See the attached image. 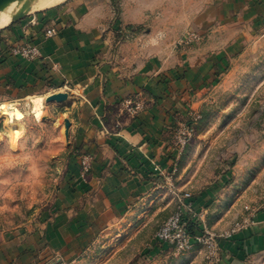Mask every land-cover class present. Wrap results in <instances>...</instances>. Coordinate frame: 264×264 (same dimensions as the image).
<instances>
[{"label": "crops", "instance_id": "crops-1", "mask_svg": "<svg viewBox=\"0 0 264 264\" xmlns=\"http://www.w3.org/2000/svg\"><path fill=\"white\" fill-rule=\"evenodd\" d=\"M191 4L197 9L184 39L170 44L167 53L156 54L148 41L133 38V25L150 19L155 9L162 6L163 19L188 18ZM36 10L0 32V99L67 93L51 107L70 122L68 154L51 206L37 222L3 237L0 264H43L75 252L82 236L106 233L122 221L129 227L142 220L138 231L153 220L165 221L174 202L154 166L174 168L171 129L199 109L203 94L229 64L228 54L264 31V0H65ZM51 26L57 34L43 39ZM191 33L199 41H190ZM26 40L39 46L38 59L10 54L11 46ZM128 97L145 102L132 118L119 114L118 104ZM189 148L179 157L174 179L192 194L207 226L220 232L252 214L253 224L219 242L218 260L211 264H264V185L255 186L264 175V154L258 160L232 157L216 180L190 184L180 181ZM85 154L93 159L86 178L80 163ZM154 233L149 253L174 255L170 247L153 244Z\"/></svg>", "mask_w": 264, "mask_h": 264}, {"label": "rangeland", "instance_id": "rangeland-1", "mask_svg": "<svg viewBox=\"0 0 264 264\" xmlns=\"http://www.w3.org/2000/svg\"><path fill=\"white\" fill-rule=\"evenodd\" d=\"M37 2L41 0H19L20 8L26 4L28 13L37 11ZM193 6L187 7L188 18L163 19L162 6L155 9L150 19L133 25L137 33L133 38L148 41L156 54L166 52L170 44L182 40L187 24L193 20L190 16L197 9ZM17 22L10 18L0 32ZM124 38L131 39L128 35ZM228 57L229 64L223 67L220 78L203 94L200 111H190L200 117L191 120L187 115L183 119L194 129L187 170L180 179L183 183L212 182L230 158L258 160L264 154V31L246 37ZM42 98L39 119L30 112V99H0V104H12L14 111L12 119L0 111V241L6 234L37 222L51 206L62 182L68 154L64 120L62 112ZM257 185H264V175L257 179ZM141 223L128 227L122 221L106 233L84 235L75 252L53 255L43 264H204L203 253L198 250L178 256L150 254L148 245L160 223L153 220L138 231ZM57 256L62 259L57 260Z\"/></svg>", "mask_w": 264, "mask_h": 264}, {"label": "built area", "instance_id": "built-area-1", "mask_svg": "<svg viewBox=\"0 0 264 264\" xmlns=\"http://www.w3.org/2000/svg\"><path fill=\"white\" fill-rule=\"evenodd\" d=\"M56 34L57 30L54 26H51L46 28L43 32V39L54 37ZM188 39L192 42H196L199 41L200 36L191 33L188 35ZM9 52L13 56L28 61L40 57L39 46L29 40L11 46ZM118 105L119 114L131 118L137 116L145 108V102L139 97L125 98ZM188 115H190L189 118L191 120H196L200 117L196 114L193 115L191 112H189ZM118 126L119 124H116V127ZM171 133V150L176 153L174 168L171 171H165L161 169V167L155 165L154 171H157L164 178V189L174 202V210L165 221L158 226L153 236V244L170 247L175 256L191 253L195 248H200L205 253L206 261L210 264L215 263L218 260L219 242L232 238L238 232L253 224L252 214L249 213L241 220L234 222L227 229L220 232H215L210 229L205 222V214L196 211L193 205L192 194L180 190L174 179L177 173L179 157L190 144L194 129L190 123L178 120ZM92 160L90 154L81 156L82 177L86 178L90 173ZM244 209L248 212L251 211V208L248 206H245Z\"/></svg>", "mask_w": 264, "mask_h": 264}, {"label": "bare ground", "instance_id": "bare-ground-1", "mask_svg": "<svg viewBox=\"0 0 264 264\" xmlns=\"http://www.w3.org/2000/svg\"><path fill=\"white\" fill-rule=\"evenodd\" d=\"M62 0H41L39 4L36 5L37 8L49 7L59 3ZM17 2V3H16ZM38 3V2H37ZM31 4V3H30ZM31 8V7H30ZM20 10L19 0L13 1L6 5L4 8L0 9V29L7 23V21L12 19V17ZM28 10V8H27ZM35 10V9H34ZM8 11L12 12L11 15H8ZM27 102V101H26ZM30 112L37 119L42 117V109H43V98L40 96L33 97L30 99ZM0 111L8 117V119H12L14 116L13 105L8 103L0 104Z\"/></svg>", "mask_w": 264, "mask_h": 264}, {"label": "water", "instance_id": "water-1", "mask_svg": "<svg viewBox=\"0 0 264 264\" xmlns=\"http://www.w3.org/2000/svg\"><path fill=\"white\" fill-rule=\"evenodd\" d=\"M13 1H16V0H0V9L4 8L6 5H8L9 3ZM27 12H28L27 5L24 4L23 6H21L20 10L12 17V22L21 20L22 18L26 16ZM67 97H68V94L65 92L54 93V94L47 96L45 98V102L46 103L55 102L57 104H60L64 102L67 99ZM64 127H65L64 135H65L66 140H68V133H69V128H70V122L68 120L64 121Z\"/></svg>", "mask_w": 264, "mask_h": 264}, {"label": "trees", "instance_id": "trees-1", "mask_svg": "<svg viewBox=\"0 0 264 264\" xmlns=\"http://www.w3.org/2000/svg\"><path fill=\"white\" fill-rule=\"evenodd\" d=\"M112 2H114V3H115V0H112ZM188 123H190V122H188Z\"/></svg>", "mask_w": 264, "mask_h": 264}]
</instances>
